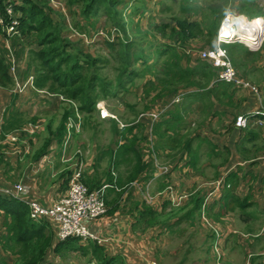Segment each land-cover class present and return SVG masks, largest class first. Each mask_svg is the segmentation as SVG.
Returning a JSON list of instances; mask_svg holds the SVG:
<instances>
[{
    "label": "trees",
    "instance_id": "obj_1",
    "mask_svg": "<svg viewBox=\"0 0 264 264\" xmlns=\"http://www.w3.org/2000/svg\"><path fill=\"white\" fill-rule=\"evenodd\" d=\"M8 5L13 7L20 23L18 26L20 37L15 38L18 37L15 36L11 41L14 53L17 55L23 53L25 50L24 44L27 43L28 50L22 57L27 56L26 72L34 74L36 89L46 91L49 95L64 98V101H62L64 112L59 125L55 132H52L50 128L51 136L57 138L61 148L68 134L70 120L74 119L75 122H78L77 118L80 115L82 117L81 128L84 129L92 124V118L96 114V106L100 99L118 97V95L126 94V92L140 95L138 90H142V94L136 99L142 103V110H139L138 102L134 104L126 102L127 107L133 111L134 119L137 121L126 119L127 123H124L126 135H132V138L129 145L124 144L117 151L118 157L126 156V164L135 163L132 172L127 177V185L137 183L136 181L142 173L148 170L152 172L155 169L154 153H151L148 161L144 163L143 157L136 148V145H139L143 140L142 135H140L141 130L151 123L150 117L140 118L142 114L152 112V110L157 109L159 104H161V108H164V111L160 113L161 117L155 122V132L153 134L158 136L159 140L163 139L156 145L157 150L155 151H158L159 154L160 150L171 142L168 131L176 129L178 125L183 123L184 117L180 107L186 100L191 104L188 110L190 117L199 110L202 118L198 122L192 119L189 120L188 129L192 133L195 132L197 139H201V135L204 134L205 130L202 125L207 119V115L200 109L203 108L208 113L214 110L216 115H219L218 105L221 106L222 101L213 102L210 100V96H218L217 86L230 84L214 83L218 76L216 71L210 85L208 87L201 86L202 83L197 80L199 71L196 72L191 66L185 65V63L190 62V56L186 55L185 51L180 52L176 46L183 48L196 40L205 41L206 37H210L209 45L214 46L220 19L224 15V6L223 9L222 5L213 6L209 8V13L200 14L201 7L204 5L200 0H179L178 7L181 14H173L170 18L174 26L159 23H154L151 26L161 33L163 39L169 42L174 41L173 44L166 43L157 46V44H154V41L156 43L157 40L150 36L148 32H143L139 22L134 25L133 29H130L134 21L131 16L133 11L127 17L119 9V5H124L119 0H67V3L63 5V11L57 10L61 11L60 13L53 10L50 0H0V15L6 18L7 23L9 22L6 12ZM65 11L74 16L73 23L76 29L74 31H78L79 35H84L88 39H92L94 35H102L101 32L98 33L96 30L100 18H103L111 26L112 30L108 35H105L107 38L105 42L108 49L107 56H94L86 49L83 45L85 40L75 35L68 28V25L61 22L66 16ZM170 11L171 8H167V12ZM53 16L58 19L57 22L54 21ZM196 16H200L201 20H190V18ZM109 34H113V39H110ZM5 37L6 34L0 26V39L3 43H5V39L2 40V38ZM30 45L34 48H29ZM9 58L10 52L7 57L0 55V88L4 89H8L13 85V79L9 72L10 68H8L10 67ZM107 68L112 72V78H107L104 75V70ZM205 74L211 77L212 72ZM29 75L27 74V77ZM137 81L141 82L142 86L138 85ZM230 86L233 87V85ZM167 97H170V99L166 100ZM177 99H179L178 103L176 102ZM195 100L199 102V106ZM172 106L176 108L175 111L167 114ZM9 115L10 110L7 109L5 114L7 120ZM34 120L36 121V118ZM193 122H196V124L192 125ZM34 124L36 123L34 122ZM27 125L26 122L18 120L5 130L9 131L8 133L5 131L1 133V140H5L7 134L16 131V129L21 130ZM164 126L165 130L162 131ZM135 130L140 133L134 134ZM176 140L180 142V139ZM34 141L35 139L30 138L28 145H25L26 149L30 151L28 155H25L24 148L20 149L19 152L26 160L32 162L40 159L50 143L48 140L44 147L35 156H32ZM184 147L193 155V164H196L199 160V150L193 151L191 143L186 144ZM1 149L3 147H0ZM215 150L216 148H214ZM4 157L5 154L0 152L1 163L4 162ZM229 171L231 173L235 169L230 168ZM115 174V171L112 172L111 168L110 179L107 181L109 183L106 184L112 186L110 189L114 191L119 189L120 191L117 192H121L123 188L118 187L120 180L117 181ZM227 178L228 176H222L221 174L213 181L222 179V184L217 192L219 195L221 192H226L229 197L230 194L235 192L237 182L230 183ZM170 187L172 186L170 185ZM233 200L242 210L249 207L246 202L242 203L236 197H233ZM166 202L172 205L169 193H167ZM205 202V197L195 201L190 212L191 219L195 215L201 219V208ZM183 207L182 205L173 208L181 209ZM144 208L147 209L146 212L142 213L144 223L147 226L154 227L161 221L160 215L146 205H144ZM29 211L24 202L0 194V218L3 222L2 229H4L0 232V264L44 263L48 250L53 246V242H50L52 238L43 235V227L31 219ZM216 216L219 217L218 214ZM253 216H255V213H253ZM215 219L219 221V218ZM214 224L218 226L216 221ZM219 229L223 228L219 227ZM139 230H141V227L136 226V232ZM212 234L214 238V232ZM223 236L225 237L224 232ZM80 242L83 241L79 238H69L64 242H59L53 248L54 254L51 253L50 255L57 257L62 252L63 247H66L74 250L72 252L81 251L83 256H87L91 251L98 264H112L111 261H107L102 257L101 247L93 244L96 242L88 240V249L80 247ZM7 256H11V262L6 261ZM61 257H64V254ZM13 258L15 259L13 260Z\"/></svg>",
    "mask_w": 264,
    "mask_h": 264
},
{
    "label": "crops",
    "instance_id": "obj_2",
    "mask_svg": "<svg viewBox=\"0 0 264 264\" xmlns=\"http://www.w3.org/2000/svg\"><path fill=\"white\" fill-rule=\"evenodd\" d=\"M237 1L238 2L236 3L239 5L237 8L232 9V11L228 9L230 4L229 1H226V3L229 4L224 5L223 14L225 15L226 12L229 11L249 19H264V8L259 9L258 6H256V9H248L243 6L248 3L254 4L255 0H250V2H247V0ZM158 5H160V11L163 12H167V8L170 7L161 3ZM170 8L172 10V7ZM224 15L220 19V22ZM159 24H170L174 26L171 19H165ZM141 30L143 32H148L150 36H153L154 39L157 40L156 43L154 41V44H157V46L166 43H174V41L169 42L168 40L163 39L161 33L153 28ZM190 45L193 44L191 43ZM188 46L183 48L176 46V48L180 52L185 51L186 55L190 56V62L185 63V65L191 66L196 72L199 71L197 80L202 83L201 86L208 87L215 76L216 70L209 62L198 58L199 56L196 57L192 50L193 47ZM227 50L238 75L258 86L259 93H261V101H258L253 92L241 89V87H232L225 84L217 86L218 89L216 92L218 93V96L215 97V95H211L210 100L213 102H216L217 100L222 101V105H218L219 115H216L214 110L208 113L203 110V108L200 109L207 115V119L202 125L205 132L201 135V139H197L195 132L193 131L192 133L188 129L189 120L192 119L196 122L202 120L199 110L192 114L193 116H191V118L188 112L191 106L190 102L186 100L185 103L181 105L180 110L182 116L184 117L183 123L178 125L176 129L174 128L168 131L169 136H171L170 144L160 150V154L156 151L158 156H166L169 158L167 159L168 161L172 160L168 163L170 170L168 171L167 169L166 175L155 181L154 187L156 190H153V192L156 193L160 191L162 192V190H164L167 186L171 185L177 191L176 193L178 195L179 193L189 194V198L183 204L184 207L178 209L177 211V213H181V215L174 220L166 219L167 214L164 216L166 203H168L166 202V198H164L163 201L160 200L154 204H149L147 200H144L145 203L150 206L146 204H135L136 198L134 195L141 196V194L136 193L137 191L132 193L129 192L131 190H124L127 185V177L132 172L131 170L135 164L134 162L126 164V156H117L119 148L124 144L129 145L130 139L132 138V135H126V128L124 127L121 129L117 122L113 119H101L97 110L96 114L92 118V124L83 129L84 133H87L89 129H92L93 133L87 136V144L84 142L81 144V150L85 151L86 156L91 154V156L87 157H90V160L92 159L91 163L86 161L87 167L82 176V181L90 189L99 188L103 184L109 183L107 181L110 179V172L112 168V172L115 171L117 175V181L119 182L120 180L118 187L124 188L121 192H117L112 189L108 190L106 197L108 213L103 218L96 220L93 223V230L98 235V243L100 245L96 243L93 244L101 247L102 257L107 261H111L112 264H140L141 261H145L146 263L151 261L153 257H149L148 253L150 250L152 251L153 248L148 246L152 244V247L155 248V243L151 242V238L148 235L154 234V231L159 229L168 230L166 235H169V239H166L165 237L163 238L162 236L158 242L159 249H157L155 253H160L161 259H164L163 256L166 255L167 257H170V259L177 260L176 254L178 249L173 248L170 251H164L163 246L168 241H175L178 243L177 240L181 237V233L188 231L189 226L194 224V220L190 218V212L194 207L195 201L200 198H206L209 193H213V195L208 200V209L206 212L207 217L210 222L214 223L216 221L218 226L223 228L225 237H228L224 239L225 242L227 240L229 241L231 237L236 235L239 231L244 230V228H246V231L250 233V230L254 227L253 222L259 219L260 216H264V161L260 159L264 156V130L256 124L254 119L249 120L247 128H240L236 125V119L238 116L246 115L252 110L264 109V46L258 51H253L248 49L243 44L234 43L227 46ZM26 57L27 56L18 60L20 62H24V70L22 72L21 70H18L19 62H16L17 59H15L16 77L20 83H24L30 75H34L30 74L31 72H26ZM209 72H212L211 77L205 74ZM27 74L30 75L27 77ZM10 76L12 77L11 74ZM137 84L142 86V83L139 81H137ZM0 90L11 92L9 99L3 106V98L0 95V135L3 131L9 128L10 125L18 120L26 122V124H28V121H32V123L35 122L36 124H41V130L40 132L38 131L33 144L31 152L32 156H35V154L44 147L48 140L50 141L46 152H44V154L37 161H30L32 163L30 164L31 167L26 171V166H23L21 163L17 162V167L13 164L11 155L5 156L3 163L7 168V174H12V176L11 178L8 176V180H0V190L12 189L16 184L20 183L26 186L29 190L28 201H34L43 207H50L57 199L66 194L69 182L77 169L75 166L76 159H73L69 163H63L60 159V143L57 138H54L50 134V128L52 132H55L60 121L58 122L56 128H54V118L51 119L50 123H47L46 125L47 129L45 134L43 135L42 133L41 135L42 129H44L43 124L39 121V114L31 111V108L33 109L34 107H37V105H42L43 103L50 104L49 100L55 101L56 99V101L62 106L63 114L64 105L56 96L53 95L44 94L43 97L46 98L42 99L41 94L34 92H31L29 94L30 96H27L25 93L21 94L14 92V80L13 85L10 88H0ZM138 93L141 95L142 90L139 89ZM128 94H131V97L135 100L140 96L136 93L126 92V94L122 93V97L120 94L118 97L114 96L109 99H100L99 103L104 104L110 114L116 116V114L113 113H118L115 111L116 109H109L106 102H110L115 98L123 101L125 97L126 102H130L127 97ZM18 99L28 106V108H25V111L28 110V113L31 115L29 120H25V113L17 109L16 103ZM169 99L170 97L166 98V100ZM126 102H124L125 106H127ZM198 103L199 102L196 101V104L199 106ZM7 109L10 110L8 120L5 117ZM175 109L176 108L172 106L168 110L167 114L174 112ZM121 114H119L120 117ZM34 118H36V121ZM196 122H193L192 125H195ZM124 123H126V121ZM164 130L165 126L162 128V131ZM136 131L139 132L138 130H135L134 134ZM5 132L8 133L9 131ZM98 132L100 135L104 134V137H107V141H105L106 144H100L97 142L95 135L98 134ZM154 132V127L151 129L150 124H148V126L141 130L140 135H142L143 140H141L139 145H136V148L143 157L144 163H146L143 153V145L145 141L149 138L153 140L155 139V149L157 150L156 145L163 140H159L158 136L153 135ZM40 135L41 144L40 146L35 147L37 146ZM81 138L82 135L74 138V147L75 139L77 147ZM176 139H180V142ZM189 143H191L193 151L199 150V160L196 164H193V155L184 147ZM140 145L141 150L139 149ZM214 148H216L215 151ZM72 150H75L73 146ZM205 161H208V164L217 168L212 175V179L220 176L221 173L224 172L223 174L228 176V182H237L235 192L230 194L229 197L226 192H221L219 195L218 192H207V190L204 189L199 190V186H196L198 188L197 192H183L192 190L189 178L194 175H198L201 179V177L205 175L206 165H203ZM0 164L2 163L0 162ZM235 165H237L238 168L230 173V168H233ZM39 171H43V173H40ZM150 172L151 171L148 170L142 173L136 181L137 185H139V183H146L149 181L152 178V173L150 175ZM140 190L142 191L143 188H140ZM233 197L240 199L242 203L246 202L249 207L242 210L239 205L235 203ZM125 202L126 204L123 206V203ZM144 205L158 212L160 215L161 221H159L154 227L147 226L144 223L142 213L147 211V209L144 208ZM253 213H255V215L257 214L258 217L255 218ZM217 214L219 217L216 216ZM215 218H219V221ZM231 221L234 223H231ZM34 222L43 227V235L46 237L51 236L52 239L50 242H53V246L48 250V254L46 255L43 264H60L56 258L64 260L67 258L70 251L73 255L83 256L79 250L78 252H72L74 250L67 249L62 246V252L58 254L57 257H52L50 254H54L53 248L60 242L57 238L59 223L50 217H41ZM2 223V219L0 218V232L4 230L2 229ZM136 226H140L141 230L136 232ZM235 228H238V231L235 230ZM172 229L175 230V233H171ZM163 233H161V235H163ZM186 236L191 239L193 237L192 235ZM262 239L263 238L252 240L250 241V244L254 246H264ZM79 246L87 248L88 243L81 242L79 243ZM162 252H164V255ZM187 252L188 251H186V253ZM63 254L64 257H61ZM50 257L54 259L53 262ZM84 257H88L91 262H94V264L97 263V260L92 256L91 251H89L87 256ZM6 259L8 262L12 261L11 256H7ZM14 259L15 258H13V260Z\"/></svg>",
    "mask_w": 264,
    "mask_h": 264
},
{
    "label": "rangeland",
    "instance_id": "obj_3",
    "mask_svg": "<svg viewBox=\"0 0 264 264\" xmlns=\"http://www.w3.org/2000/svg\"><path fill=\"white\" fill-rule=\"evenodd\" d=\"M119 1L124 3V5L122 6L119 5V9L122 10L124 14L127 15V17L133 11L131 16L134 21L131 24L130 29H133L134 25L137 22H139L141 29L143 30L151 29L152 28L151 26L154 23H160L165 19L168 20L170 19L172 14H181L180 9L178 7L179 0H119ZM200 1L202 5L204 4L203 6L201 5L202 7H201L200 14L209 13L210 12L209 8L213 6H217V5H222V9H223V6L225 4L230 3L228 6V9H230L231 11L232 9L237 8L239 5L238 3H236L238 2L237 0H200ZM226 1H229V3H226ZM247 2H250V0H247ZM64 3L66 4L67 0H50V5L52 6L53 10L56 12H59L57 10L63 11ZM159 3L167 7L168 6L172 7L171 12L160 11V5H158ZM243 6H245L248 9H252V8L256 9V6H258L259 9H262L264 8V0H255L254 4L248 3ZM65 12H66V16L61 20V22L65 25H68V28L71 29L75 35L80 36L81 38L85 40V43L83 45L86 47V49L89 50L94 56L96 55L97 56L98 55L107 56L108 49L105 44L107 38L105 35H108V33H110V31L112 30L111 26L107 24L103 18H100L99 19L100 21L97 23L96 30L98 31V33L101 32L102 35L101 36L94 35L92 39H88L87 37H84V35H79L78 31L77 32L74 31L76 30L74 27L75 25L73 23L74 16L69 12L67 13V11ZM53 18H54V21L57 22L58 19L54 16ZM190 20L200 21L201 17L196 16V17L190 18ZM19 37L20 36L15 37V38H19ZM109 37L110 39H113V34H109ZM13 38H6V37L2 38V40L5 39V43H3V41H1L0 39V55L7 57V55L10 52V58L8 62L10 65V67H8L10 68L9 72L16 75L15 59H17L16 62H19V68L17 67L18 70H21L22 72L24 70V62L23 61L20 62L18 60H20L23 54H25V52L28 50V46H27V43H25L24 52L20 53V55L16 54L15 56L14 49L12 48V42H11ZM191 43L193 45H190L188 47H193L192 50L196 57L199 56L200 52H202L201 53L202 55L203 52L206 51V49H209L211 47L209 45L210 37H206L205 41L196 40ZM29 48L33 49L34 47L30 45ZM104 75L107 76V78L113 77L112 72L108 70V68L104 70ZM19 78L21 79L20 76ZM30 93L31 92L29 90L25 92L27 96H30L29 95ZM0 95L3 98V103H2V106H3L6 103V101L9 99L11 92L0 90ZM43 96L44 95L42 94L41 98L45 99L46 97H43ZM258 96H259V102H260L261 93H259ZM121 97H122V94H121ZM127 97L129 98V101L131 104L138 102L139 104L138 108L141 109L142 103L140 101L135 100L133 97H131V94H128ZM58 99L60 100V98ZM49 102L50 104L43 103L42 105H37V107H34L33 109L31 108V111L39 114L40 116L39 121H41L43 124L44 129H42L41 135L42 133L43 135L45 134L46 129H47L46 125L47 123H50V120L53 118H54L53 127L56 128V126L58 125V122L61 119V115H62L61 104H59L56 101V99L55 101L49 100ZM124 102H126V97L123 101L118 98H115L114 100L110 102H106L109 109L110 108L116 109L115 111H117L118 113L116 112H113V113L116 114L117 119L120 120L122 123H124L126 119H134L133 111L127 106H125ZM16 104H17V109L25 113L24 119L29 120L31 118V115L28 113V110L25 111L26 110L25 108H28V106L22 103L20 99H18ZM160 105L161 104H159L157 109L152 110V112L162 113L164 111V108H161ZM119 114H121V117ZM28 123L32 124V121H28ZM40 125L38 126L35 132L36 134L38 133V131L40 132L41 130ZM92 133H93L92 129H89L87 133L86 132L84 133V130H83L82 133L80 134L82 135L81 141L78 142L77 147H76V139H75V147L73 145L74 141L72 143L73 148L82 149L81 144L83 142L87 144V139H88L87 136ZM136 133L138 132L136 131L135 134ZM41 135L39 137L37 146L35 147L40 146ZM95 137L98 143L106 144L105 141H107V137H104V134L100 135L98 132V134H96ZM6 138L5 140H1L0 138V147H3V149H1L0 152L4 153L5 156L11 155L12 162L16 167H17V162H19L23 166H26L25 171L28 170L31 167L30 164L32 163L26 160V158L23 157L19 152H20V149L24 148L25 155H28L30 151L27 150L26 147H23L22 145H17L16 142H9ZM155 144H156L155 139L153 140L149 138L145 141L143 145L145 162L148 161V158L151 153L155 154V155L153 154L154 164L156 168L154 172L155 175H153V177L146 183H139V185H137V183H134V184L132 183L133 185L132 184L127 185L126 188L124 189L127 191L131 190L129 192H132V193L137 191L136 193L141 194V196L134 195V197L136 198L135 204L136 203L141 204V205L146 204L144 200H146L148 195L153 196V197L156 195L158 196L152 203H149V204H154L156 202H159L160 200L163 201L164 198H167V193H164V196L163 195L159 196L160 194L158 192L157 193L153 192V190H156V188L154 187L155 181L161 179L162 175H164L163 170H166V169H168V171L170 170L168 163L171 162L172 160L168 161L167 159L169 158L166 156H162V155L158 156L157 152L155 151L156 150ZM139 149L141 150V145L139 146ZM83 153L85 156V160L88 163H91L92 159L90 160V157H87V156H91V154L86 156L85 151H83ZM207 162L208 161H205L203 163V165H206L205 173H204L205 175L202 176L201 179L199 178L198 175H194L191 178H189L190 186L192 187V190L183 191V192H192L200 184H203V185H200L199 190L204 189V190H207V192H209L213 188V186L216 185V183L219 180L213 181L216 178L212 179V175L214 174L217 168L211 164H208ZM233 168L236 169L238 168V166L235 165L233 166ZM39 172L43 173V171H39ZM175 173L178 174L177 172ZM223 173H221L222 176L225 175ZM8 176L11 178L12 174H7V168L4 163L0 164V180L1 179L8 180ZM154 176L155 177L157 176V177L153 179ZM132 187H135V188H132ZM140 188H143V190L141 191ZM12 190H15V187L12 188ZM179 195L185 196V193H179ZM175 197L176 196L174 195V198ZM188 198H186L185 202L187 201ZM125 204L126 202L123 203V206ZM149 204H146V205L150 206ZM178 204H181V202ZM178 204L172 203L171 205L169 203H166L165 213L167 214L166 215L167 219L174 220L175 218L181 215V213L180 214L177 213L178 208H173L174 205H178ZM202 215L204 217L206 216L205 210L202 212ZM257 217L258 215L256 214L255 218ZM193 220H194V224L189 226L188 231L181 233V237L178 238L177 240L178 243H176L175 241L173 242L168 241L163 246L164 251H170L173 248L178 249V252L176 254L177 260L170 259V257H167L166 255H164V252H162V254L164 255L163 256L164 259H161L160 253H155V251L159 249L158 242L160 241L161 237L163 236V238L165 237L166 239H169V235H166V233H168V230L159 229V230L154 231V234L148 235L151 238V242L155 243V248L152 247V244L148 246V247L153 248V250L152 251L150 250V252L148 253L149 257L150 256L153 257L152 260L147 263L145 261H141L140 264H264V246H254L250 244V241L257 240L260 238H263L262 240L264 242V216H260L259 219L253 222L254 227L252 228V230H250V233H248L246 231V228H244V230L239 231L240 233L238 232L236 235L231 237L229 241L227 240L226 242L224 240L225 237L223 236V229H219L217 225H215L214 223L212 224L211 222H209V224L208 223L205 224L204 221L200 219L199 216H196V215L194 216ZM231 223H234V222L231 221ZM235 230L238 231V228H235ZM212 232H214L215 234L214 238H213ZM161 233H163V235H161ZM171 233H175V230L172 229ZM186 235H192L193 237L191 239L187 237ZM186 251L188 252L186 253ZM155 257L157 258V260ZM183 258H186V259H183ZM50 259L52 262L54 261L52 257H50ZM56 259L58 260V262H60V264H94V262L93 261L91 262V260L88 257L73 255L71 251L68 253L67 258H65L64 260H60L59 258H56Z\"/></svg>",
    "mask_w": 264,
    "mask_h": 264
},
{
    "label": "built area",
    "instance_id": "obj_4",
    "mask_svg": "<svg viewBox=\"0 0 264 264\" xmlns=\"http://www.w3.org/2000/svg\"><path fill=\"white\" fill-rule=\"evenodd\" d=\"M7 16L9 17V22L4 16L0 15V26L6 34V38H13L15 36H20V31L18 30L19 21L14 13V9L11 5H8L6 8ZM264 21L261 25H263ZM259 24L256 20H249L243 16H237L232 13H227L223 19L221 26L217 35V44L216 47L212 50H207L201 55L202 58L211 62V64L219 69V74L216 82H226V83H235L236 86L243 85L244 87H249L252 91L257 92V88L250 86L248 83H242L237 78V73L233 68L230 59L227 55V51L222 47L223 43L233 42L237 39L239 42H245L249 39H252L251 36L254 34V29H258ZM239 35V36H237ZM258 39V36H257ZM263 42V39L258 41L250 42L252 48H258L260 43ZM16 89L19 92H25L29 89L35 90L39 94H48L46 91L37 90L34 84V77L30 76L28 80L24 83L16 82ZM61 101H64L62 96H59ZM179 102V99L176 100ZM98 109L100 111V116L102 118L111 117L113 119L117 118L113 115H110L107 110L99 105ZM150 117L151 124L159 120L160 113L149 112L144 113L140 116ZM82 117L78 116V122H75L74 119L70 120L68 123V134L64 141L62 147V161L71 162L73 159H76L75 166L77 167L75 175L69 184L67 194L59 198L53 205L48 208L42 207L40 204L29 201V208L31 218L38 220L41 216H47L55 219L60 224V229L58 232V239L60 241H65L71 237L82 238L84 240H97L96 235L92 232L91 227L93 222L106 215L108 208L106 205V190L110 188V185H104L102 188L95 189L90 191L82 182L81 174L84 171V159H82L83 152L78 149L72 154V140L75 135H78L82 132L81 128V119ZM250 119H254L256 124L264 130V109L252 110L246 115H241L237 117L236 125L240 128H247L248 122ZM121 127H124L121 124ZM38 128L36 124H29L28 127L22 129L19 133L24 135V139L20 138L19 133H13L7 135L6 139L9 142L22 143L23 147L28 145L29 139L35 136V132ZM264 161V156L261 158ZM163 169V168H161ZM167 171L163 170V173ZM157 177V176H156ZM222 179H220L215 186H213L214 192H217V189L221 186ZM133 185V184H132ZM4 193L15 196L16 198L26 199L28 196L29 190L27 187L18 184L15 186V190H5ZM164 193H169L171 202L180 203L174 206H181L186 198L189 197L188 194L185 196L178 195L175 190L172 188H167L160 193L159 196H164ZM174 195L176 196L174 198ZM213 195L211 193L209 197ZM158 196L147 197V202L152 203ZM207 206V200L203 207ZM203 220L208 222V220L203 216Z\"/></svg>",
    "mask_w": 264,
    "mask_h": 264
},
{
    "label": "clouds",
    "instance_id": "obj_5",
    "mask_svg": "<svg viewBox=\"0 0 264 264\" xmlns=\"http://www.w3.org/2000/svg\"><path fill=\"white\" fill-rule=\"evenodd\" d=\"M227 13H232V12H226V14ZM226 14L224 15V17H223V19L225 18V16H226ZM232 14H234V13H232ZM234 15H237V16H242V15H238V14H234ZM244 17V16H243ZM244 18H246V17H244ZM223 19L221 20V22H220V24H219V27H218V30H217V34H216V38H215V44H214V46L213 47H210L209 49H206V51L207 50H212V49H214L215 47H216V44H217V35H218V31H219V28H220V26H221V23H222V21H223ZM247 19H249V18H247ZM249 20H256L257 21V23L259 24V26L257 27L258 29L256 30V29H254V34L251 36V38L252 39H249V40H247L246 41V43L245 42H239L237 39H235L233 42H229V43H223V45H222V47L224 48V50H226L227 51V55H228V57H229V59H230V62H231V64H232V61H231V58H230V55H229V52H228V50H227V46H229V45H231V44H234V43H240V44H243V45H245L248 49H250V50H253V51H258V50H260L263 46H264V23H263V25H261L262 24V22L264 21V19H260V18H258V19H249ZM237 36H239V35H237ZM257 36H258V39H257ZM261 39H263V42L262 43H260V45H259V47L258 48H252L251 46H250V42H253V41H258V40H261ZM201 53L202 52H200V54H199V57L202 59V60H204V61H207V62H209L210 64H211V62L210 61H208V60H205L204 58H202V56H201ZM212 65V64H211ZM232 66H233V68L235 69V71H236V73H237V70H236V68L234 67V65L232 64ZM212 67L217 71V74H219V69H217V68H215L213 65H212ZM11 75H12V78H13V80H14V92H18V93H21V94H24L25 92H27V91H25V92H19L17 89H16V82L18 81V79H17V77H16V75H14V74H12V73H10ZM30 76H33L34 77V75H30ZM29 76V77H30ZM28 77V78H29ZM28 78H27V80H28ZM217 78H218V76H217ZM237 78H238V80H240L242 83H248L250 86H253V87H255V88H257V92H254V91H252V89H250L249 87H244L243 85H241V86H237V87H241V89H245V90H249V91H251V92H253L255 95H256V97H257V99H258V101H259V89H258V86L257 85H255V84H253V83H251L249 80H247V79H245V78H242V77H240L239 75H238V73H237ZM26 80V81H27ZM217 80V79H216ZM216 80L214 81V83H217L216 82ZM25 81V82H26ZM35 81V80H34ZM19 82V81H18ZM213 83V84H214ZM221 83H226V82H221ZM35 84V83H34ZM212 84V85H213ZM226 84H230V85H233V86H236L235 85V83H226ZM29 91L30 92H34V93H37V94H39L38 92H36L35 90H32V89H29ZM41 91V90H40ZM42 95V94H41ZM59 98V97H58ZM62 102V101H61ZM260 104V103H259ZM99 105H102L106 110H107V112L110 114V112L108 111V109L106 108V106L104 105V104H100L99 102H98V104H97V106H96V109L98 110V112H99V117L101 118V119H104V118H102L101 116H100V111H99V109H98V106ZM110 115H112V114H110ZM114 116V115H113ZM116 117V116H115ZM108 118H110V119H113V118H111V117H107V118H105V119H108ZM117 118V117H116ZM114 121H116L117 122V124L120 126V128L121 129H123L124 127H125V125H124V123H121L118 119L116 120V119H113ZM237 120V119H236ZM29 124L30 123H28V125L26 126V127H28L29 126ZM32 124H34V123H32ZM121 124H123L124 125V127H121ZM36 125H38L39 126V124L37 123ZM155 126V123L152 125L151 123H150V128L151 129H153V127ZM25 127V128H26ZM22 129H24V128H22ZM21 129V130H22ZM21 130H16V131H14V132H11V133H9V134H15V133H19ZM82 131H83V129H82ZM82 133V132H81ZM80 133V134H81ZM8 134V135H9ZM80 134H78V135H80ZM36 135L37 134H35V136L33 137V139H35L36 138ZM19 136H20V138H22V139H24V135L22 134V133H19ZM74 138H75V136L73 137V140H72V143H73V141H74ZM17 144H21L22 145V143H17ZM72 145V144H71ZM23 146V145H22ZM63 147V146H62ZM80 149V148H79ZM76 150H78V149H75V150H72L71 149V152H72V154L74 153V152H76ZM81 150V149H80ZM82 151V150H81ZM83 152V151H82ZM60 159H61V161H62V148H61V152H60ZM82 159H84V171H83V173L81 174V182L90 190V191H92V190H95V189H99V188H102L104 185H109V184H103L102 186H100L99 188H95V189H90L83 181H82V176H83V174L85 173V171H86V167H87V162H86V160H85V156H84V153H83V156H82ZM261 159V158H260ZM63 162V161H62ZM63 163H69V162H63ZM154 166H155V164H154ZM156 169V168H155ZM155 169L151 172V173H153L154 174V172H155ZM76 172V171H75ZM75 172H74V175H75ZM166 173H167V171L165 172V173H163L164 175H162V178L166 175ZM74 175H73V177H74ZM155 175V174H154ZM115 177H117V175L115 174L114 175ZM73 177L71 178V180H70V182H69V184L71 183V181H72V179H73ZM153 177V176H152ZM156 177L154 176V178L153 179H155ZM220 180V179H219ZM218 181V180H217ZM18 184H20V183H18ZM18 184H16V185H18ZM15 185V186H16ZM22 185V184H21ZM200 185H203V184H200ZM200 185H199V187H200ZM24 186V185H23ZM111 186V185H110ZM26 187V186H25ZM198 187V188H199ZM68 188H69V185H68ZM110 188H112V186L110 187ZM110 188H108L107 190H106V197H107V192H108V190L110 189ZM167 188H172V187H167ZM167 188H165L164 190H166ZM198 188L197 189H195V190H193L192 192H197V190H198ZM124 189V188H123ZM173 189V188H172ZM5 190H7V189H4V190H2V191H0V194H2V195H5V196H9V197H12V198H14V199H16V200H20V201H22V202H24L27 206H28V208H29V204H28V196L26 197V199H20V198H16L15 196H11V195H8V194H6V193H4V191ZM9 190H12V189H9ZM163 190V191H164ZM173 190H175V189H173ZM13 191V190H12ZM67 191H68V189H67ZM117 191H120L119 189H117ZM163 191L161 192H158L159 194L160 193H163ZM175 192H176V190H175ZM209 192H214V190H213V188L209 191ZM66 194H67V192H66ZM65 194V195H66ZM211 193H209L208 195H207V197H206V200L208 201L209 200V198L212 196H210L209 197V195H210ZM65 195H63V196H65ZM189 195V194H188ZM62 196V197H63ZM61 198V197H60ZM58 200V199H57ZM56 200V201H57ZM105 200H106V198H105ZM146 200H147V198H146ZM55 201V202H56ZM32 202V201H31ZM54 202V203H55ZM53 203V204H54ZM52 204V205H53ZM184 204V203H183ZM182 204V205H183ZM106 205H107V201H106ZM181 205V206H182ZM43 207V206H42ZM44 208H48V207H44ZM107 208H108V206H107ZM207 209H208V205L206 206V207H202L201 208V211L203 212L204 210H205V212H207ZM29 210H30V208H29ZM29 213H30V211H29ZM107 213H108V211H107ZM106 213V214H107ZM30 217H31V214H30ZM41 217H47V216H41ZM41 217H39V218H41ZM104 217V216H103ZM103 217H101V218H103ZM38 218V219H39ZM51 218V217H50ZM101 218H98V219H96V220H99V219H101ZM205 218L208 220V222H206V221H204L203 220V215H201V219L204 221V223L206 224V223H208L209 224V219H208V217H207V213H206V216H205ZM32 219V218H31ZM32 220H34V219H32ZM55 220V219H54ZM95 220V221H96ZM34 221H36V220H34ZM56 221V220H55ZM94 221V222H95ZM93 222V223H94ZM59 229H60V224H59ZM91 230H92V232L96 235V237H97V240H92L93 242H96V244H98V245H100L99 243H98V235L95 233V231L93 230V224H92V227H91ZM58 232H59V230H58ZM57 238H58V234H57ZM71 238H77V237H71ZM69 239V238H68ZM67 239V240H68ZM79 239H81V241H83V242H87L88 240H91V239H88V240H84V239H82V238H79ZM59 240V239H58ZM60 241V240H59ZM66 241V240H65ZM60 242H64V241H60Z\"/></svg>",
    "mask_w": 264,
    "mask_h": 264
}]
</instances>
